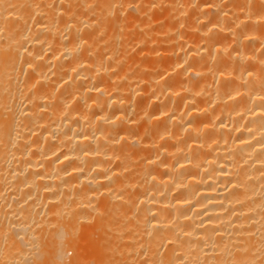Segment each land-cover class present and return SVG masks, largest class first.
Wrapping results in <instances>:
<instances>
[{
	"label": "bare ground",
	"instance_id": "1",
	"mask_svg": "<svg viewBox=\"0 0 264 264\" xmlns=\"http://www.w3.org/2000/svg\"><path fill=\"white\" fill-rule=\"evenodd\" d=\"M0 261L264 264V0H0Z\"/></svg>",
	"mask_w": 264,
	"mask_h": 264
},
{
	"label": "rangeland",
	"instance_id": "2",
	"mask_svg": "<svg viewBox=\"0 0 264 264\" xmlns=\"http://www.w3.org/2000/svg\"><path fill=\"white\" fill-rule=\"evenodd\" d=\"M48 246H49V245H48ZM48 248H49V247H47V246H46V248H45V249H46V250H45V251H46V253H45L46 256H50L51 253H52L51 250H50V248H49V250H48ZM48 251H49V252H48ZM75 252H76V251H75L74 249L69 250V251L67 252V255H68L70 258H75V257H76ZM49 254H50V255H49ZM45 255H44V256H45ZM74 255H75V257H73ZM68 256H67V257H68ZM71 256H72V257H71ZM69 257H68V258H69ZM88 259H89V258H88ZM0 262H1V261H0Z\"/></svg>",
	"mask_w": 264,
	"mask_h": 264
}]
</instances>
